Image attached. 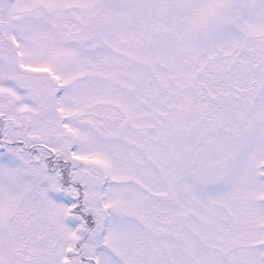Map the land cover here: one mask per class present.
Returning a JSON list of instances; mask_svg holds the SVG:
<instances>
[{"label":"rangeland","instance_id":"rangeland-1","mask_svg":"<svg viewBox=\"0 0 264 264\" xmlns=\"http://www.w3.org/2000/svg\"><path fill=\"white\" fill-rule=\"evenodd\" d=\"M0 264H264V0H0Z\"/></svg>","mask_w":264,"mask_h":264},{"label":"trees","instance_id":"trees-1","mask_svg":"<svg viewBox=\"0 0 264 264\" xmlns=\"http://www.w3.org/2000/svg\"><path fill=\"white\" fill-rule=\"evenodd\" d=\"M79 214H80L84 219H86V218L88 219V216H86V214H85L84 212L80 211ZM92 222H93V220H92ZM91 224H93V223H91Z\"/></svg>","mask_w":264,"mask_h":264},{"label":"flooded vegetation","instance_id":"flooded-vegetation-1","mask_svg":"<svg viewBox=\"0 0 264 264\" xmlns=\"http://www.w3.org/2000/svg\"><path fill=\"white\" fill-rule=\"evenodd\" d=\"M84 212H87V209H85L84 210ZM88 213V212H87ZM90 215V214H89ZM86 216H88V214H86ZM94 217V216H93ZM93 219V218H92ZM84 220V225H86L87 224V222H89L88 221V219L86 218V219H83ZM94 221V220H93Z\"/></svg>","mask_w":264,"mask_h":264}]
</instances>
